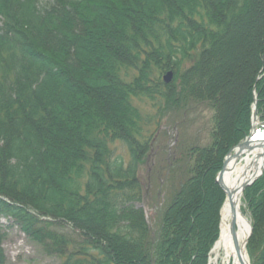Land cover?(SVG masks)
I'll return each mask as SVG.
<instances>
[{"label":"trees","instance_id":"16d2710c","mask_svg":"<svg viewBox=\"0 0 264 264\" xmlns=\"http://www.w3.org/2000/svg\"><path fill=\"white\" fill-rule=\"evenodd\" d=\"M262 7L0 0V264L10 228L60 264H208L225 200L216 176L249 134L255 101L264 128ZM252 23L259 30L241 70L244 81L250 75L245 97L232 129L222 127L224 62ZM190 99L214 105L212 143L178 155L176 190L147 215L137 206L139 173L154 117L139 105L157 115ZM242 200L252 219L250 264H264V170Z\"/></svg>","mask_w":264,"mask_h":264},{"label":"rangeland","instance_id":"374dc122","mask_svg":"<svg viewBox=\"0 0 264 264\" xmlns=\"http://www.w3.org/2000/svg\"><path fill=\"white\" fill-rule=\"evenodd\" d=\"M262 10L264 11V9ZM253 24L249 33L238 36L240 37L238 38L240 39L238 47L234 43L231 44L229 62H224L223 77L229 80L224 88L221 100L222 127L223 124L228 128L230 127L229 122H232L238 116L239 107L245 97L246 80L248 79L249 81L250 75L244 81V75L241 70L245 64L246 56L248 57L252 47H255L250 41L253 40L255 33L259 29L258 27L254 29ZM248 40H250V43ZM240 91L241 93H239ZM139 106L144 113L154 117V122L150 126L152 138L150 143L152 148L151 155L140 167L139 173L144 185L145 198L143 203L137 204V206L144 208L146 213L150 214L155 207L160 210L162 203L165 205L177 188V176L171 175L170 169L173 168L174 160L177 159L178 155L190 148H204L212 143L217 111L214 105L193 99L179 100L176 104L165 107L157 115L148 104L140 103ZM256 117V134L259 139H263L264 137L258 135L259 133H264V128L261 129L262 126L257 116V110ZM182 164L183 162L181 166ZM160 186H162V193H160L163 200L157 203V194ZM242 212L248 217L252 227V219L246 210L243 200ZM2 223L8 228L9 224L7 222L2 221ZM2 248L6 264H60L59 259L46 256L24 234L15 228L6 229V238Z\"/></svg>","mask_w":264,"mask_h":264},{"label":"bare ground","instance_id":"6f19581e","mask_svg":"<svg viewBox=\"0 0 264 264\" xmlns=\"http://www.w3.org/2000/svg\"><path fill=\"white\" fill-rule=\"evenodd\" d=\"M255 130L248 139L249 147L242 150L235 148L225 162L221 184L227 196L220 211L218 239L210 252L208 264L249 263L246 243L251 234V225L242 212L241 187L264 167V142L258 138ZM235 241L238 242L239 254Z\"/></svg>","mask_w":264,"mask_h":264},{"label":"water","instance_id":"95a60500","mask_svg":"<svg viewBox=\"0 0 264 264\" xmlns=\"http://www.w3.org/2000/svg\"><path fill=\"white\" fill-rule=\"evenodd\" d=\"M172 78H173V74H172V72H167L165 75H164V77H163V81H164V83L165 84H169L170 83V81H172ZM257 120V117H256V101H255V103H254V105H253V115H252V122H255ZM254 131V126L252 125L251 126V131H250V134H249V136L242 142V143H240V144H238L235 148H238V149H244V148H248L249 147V145H248V139H249V137L251 136V134H252V132ZM263 142H264V139L262 140ZM235 148H232L229 152H228V154H227V156H226V158H225V161H224V163H223V165H222V168H221V170H220V172L218 173V175H217V177H216V183H217V185L220 187V189L222 190V192L224 193V195L225 196H227V194H226V192H225V190H224V188H223V186H222V184H221V181H222V176H223V172H224V167H225V162H226V160L229 158V156H230V154H231V152L235 149ZM262 171H263V168H262V170H261V172L258 174V175H256L251 181H249V182H247V183H244L243 185H242V187H241V192L243 191V190H245L249 185H251L261 174H262ZM229 198H230V196H229ZM232 212L233 213H235V210L234 209H232ZM252 230V229H251ZM233 231H234V229H233ZM235 245H236V251H237V253L239 254V248H238V242L237 241H235Z\"/></svg>","mask_w":264,"mask_h":264},{"label":"snow or ice","instance_id":"6c2138e0","mask_svg":"<svg viewBox=\"0 0 264 264\" xmlns=\"http://www.w3.org/2000/svg\"><path fill=\"white\" fill-rule=\"evenodd\" d=\"M258 135H260L261 137H264V133H259Z\"/></svg>","mask_w":264,"mask_h":264}]
</instances>
